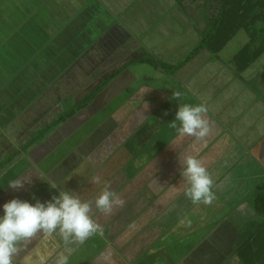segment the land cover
Segmentation results:
<instances>
[{"label":"crops","instance_id":"crops-1","mask_svg":"<svg viewBox=\"0 0 264 264\" xmlns=\"http://www.w3.org/2000/svg\"><path fill=\"white\" fill-rule=\"evenodd\" d=\"M37 3L34 2L35 7L40 5ZM51 3L43 6L56 15L57 11H50ZM18 4L19 1L0 0V23H18L11 37H16L19 26L35 22L38 14L43 16L40 8L27 17L21 16V21L12 19L8 14L10 9L17 11ZM144 17H132L131 29H137L132 23L146 22ZM26 19L29 20L25 22ZM29 29L25 26L21 31L27 34L25 38H34ZM109 33L102 43L95 44L92 52H101L100 59L104 60L102 49H106L112 72L149 53L146 48L133 45L124 32L112 29ZM5 42L1 36L0 50ZM147 45L157 57L170 51L155 48V42ZM226 47L217 56L202 51L171 75L173 82L153 78L141 81L129 69L124 70L89 107L25 151H20L21 147L47 124V116H57L64 95L51 101L48 91L30 104L22 100L19 106L3 111L0 160L19 154L0 167V205L13 198L32 203L33 197L48 201L59 191L67 190L90 204L89 216L102 230L83 242L75 238L65 241L58 229L51 234L38 232L30 241L18 243L13 264H40V255L45 257L44 264H58L62 258L67 264L238 262L234 252L244 230L264 221L259 217L264 214V203L245 201L249 197L255 199L252 195L258 199L264 193V74H247L264 54L239 72L234 62L239 51L223 58ZM127 53L131 56L114 66ZM60 82L57 85L65 84ZM174 92H179L180 98L173 99ZM15 95L19 97L10 93V99ZM11 103L8 101L7 105ZM178 103L203 105L207 109V136L197 139L176 132L171 125ZM175 123L179 127V122ZM188 156L200 160L212 179L215 198L210 204H194L185 195L187 184L179 173ZM93 177H99L100 183H94ZM16 180H22V188L8 186ZM107 188L124 201L110 214L95 205L96 198ZM258 190L261 194L256 193Z\"/></svg>","mask_w":264,"mask_h":264},{"label":"rangeland","instance_id":"rangeland-1","mask_svg":"<svg viewBox=\"0 0 264 264\" xmlns=\"http://www.w3.org/2000/svg\"><path fill=\"white\" fill-rule=\"evenodd\" d=\"M14 1L15 3L19 1V7L15 12L14 8L13 10L10 9L11 13L8 15L12 19H20V17L23 15L27 17L28 13H34V10L39 11L40 8L42 9L40 11L43 12V16L38 14L35 22L25 25L29 26V30L33 31L34 38H25L19 42L16 37H11L17 30L18 23H0V37L2 36V40L8 41L12 39V41L8 44H5L4 47L1 46L3 48L0 50V117L2 118L5 113L3 111L6 109H12V107L14 108L19 106L22 100L25 102L29 101L28 104H30L37 98L36 94L31 93L30 89H28L33 88L32 83H30L28 86H25L24 89H26L27 92L23 94V96L18 92L21 91L19 86H17L19 78H17V76L14 78H12V76L8 77L4 74V71L8 69V65L5 69L4 62L7 64V61L4 59L3 55L6 56V53L13 55V53L18 52L17 49L21 51L18 44L20 42L25 41L26 45L29 43V41L32 42L36 39V44H39L42 42V39L39 38L44 37L48 39L49 35L45 34L46 32H41L42 34H39V30L41 31L43 28L45 29V26H47V31L51 30L50 35L52 32H55V28H57L56 25L58 26V31L56 34L58 38H60V40L57 41L58 45H60L63 40H65V42L66 39H70V41H72L75 37L78 39L83 37L81 44L84 45V43H87V37H90L91 35V37L95 38L94 40H96L98 36H100L105 31V27L111 25L112 29H115L118 32H124V34L129 35V37L132 39V42L134 43L133 45H136L137 47L140 45L142 48H146L149 51V55L155 57L158 60L167 62L168 64H177L182 57V59H184L196 46V44H198L200 37L197 31L203 30L207 20H211L216 17L221 6V0H181L180 6L177 4L176 0H171L172 2L168 0H42L40 3H37L38 0ZM34 2H36L37 5H40L35 7ZM50 2H52L50 11H52V13L57 11L56 15L50 14L48 7L43 6L45 4L48 6ZM46 10L47 13L45 15ZM17 12H19L18 15L16 14ZM144 15L146 22L132 23L134 27L137 28L132 30L131 26H129V22L131 21L132 17H143ZM193 19L195 23L192 22ZM28 20L29 19H26L25 22ZM49 23L52 24L49 26ZM30 26H32V28ZM4 28H8L7 31H3ZM108 30L106 33L110 34ZM1 32H3L2 35ZM29 34L31 35L30 31ZM194 41H196L195 44ZM248 41L249 37L247 33L244 30L239 31L226 47L223 53V58H230L231 55L240 51V49L243 48L248 43ZM148 42H155V48L160 46L161 48L170 49V51H168L169 53L165 52L166 54H164V57H157L155 56V51L153 49L146 47ZM94 44H96V42ZM37 46L40 47L41 45L39 44ZM33 47L35 48L36 46ZM26 50L28 51L30 49ZM46 52L47 51L45 50V53ZM129 52H131V50ZM178 52H181L180 56H176ZM100 53L99 55L97 53L94 54H96V56L100 59ZM130 56V53L121 55L120 59L114 62V66L123 64ZM94 60L95 59L90 58L88 59V62L93 64L92 62H95ZM110 60L111 59H109V61ZM107 63L108 62L106 61V63H104L99 68V71L95 72L94 75L90 73V66L84 65V69L81 68V74H79L81 77H78L79 85H81L80 88L76 87V89H74V87H71L72 82H66L67 84H63L62 86L61 84L54 85V87L49 90L50 94L49 96L47 95V97L51 101L59 100L61 97H56L59 94L60 96L64 95L62 97L63 99L68 96L66 98L67 101H64L62 105H59V113L64 108L66 109L67 107H70L72 103H74L75 99L79 100L85 92L87 93L93 89L99 82L112 73L113 69L109 68L110 66L113 67L112 62L110 61L109 65ZM128 69L137 76V79L141 81L150 80V78H153L155 81L167 80L173 82V77L171 75L166 73L162 74L160 71H158V69L148 64H133L129 66L127 70ZM251 70V72L249 71L247 73L248 75L262 71L261 75L263 76L264 55L257 61L255 65L251 67ZM29 72H31V67H27V69L25 68L22 71V73H25L27 76ZM148 74H151V76L148 77ZM3 75L6 79H10L8 81H3ZM9 81H12L13 83H8ZM74 85L76 86V84ZM65 86L66 91H69L68 93L64 92L63 90ZM10 93H12V96L17 93L19 97L15 95L11 100ZM73 93L77 94L76 98L71 97ZM17 100L19 103L13 102ZM8 101H12V103L7 105ZM52 117L55 116H53L51 113L50 116H47L48 119L44 121V123H48L56 118ZM5 158L6 157L3 158V161ZM258 192L261 194L264 192V190L261 193L260 190H258L256 193ZM262 195L263 196L259 197L258 199L252 195V197L255 199L249 197L245 201L252 202L256 200V202H259L261 205L264 203V193ZM259 217L264 218V214L259 215ZM248 228L250 229L251 227ZM248 228L243 232V239L246 238L249 233ZM234 263L238 264V262Z\"/></svg>","mask_w":264,"mask_h":264},{"label":"trees","instance_id":"trees-1","mask_svg":"<svg viewBox=\"0 0 264 264\" xmlns=\"http://www.w3.org/2000/svg\"><path fill=\"white\" fill-rule=\"evenodd\" d=\"M180 1L181 0H176L179 6L181 4ZM51 24L52 23H49L48 25L50 26ZM25 25L19 26V32L15 34L18 42L24 40L27 35L25 32L21 31L24 29ZM46 27L47 26L41 31L39 30V34L46 32L45 34L49 35L48 39L44 37L39 38L42 39V42L39 43L41 45L40 47L37 46L39 44H36V39L32 42L29 41L26 45L25 41H23L18 43L21 51L17 49L18 53H14V56L7 53L6 56L3 55L4 59L7 61V64L4 62V68L6 69L8 65V69H6L8 71L5 70L4 74L8 77L12 76V78H14L17 76V78H19L17 86H19L21 91L18 92H24L26 90L24 89L25 86H28L32 80L31 83H34L33 85L38 89L33 93L36 94L37 98L42 97L43 94L48 93L54 85H57L56 82L59 81V77L64 73L70 74L73 71L74 73L75 71L80 73L82 70L81 68L84 69V65L90 66L88 59H95V63L92 62L93 64H91L90 67L93 69L92 66L96 67L97 65V67L90 72L93 73L110 58L108 52L105 53L107 50L102 49L105 59H98V57L93 54L92 48H95V42L98 44L103 42L106 31L108 29V31L112 30L111 25L106 26L105 31L98 36L96 40H94L95 38H92L91 35L87 37V43H84V45L81 44L83 37L79 39L75 37L72 41L66 39V42L63 40L62 43L58 45L57 41L60 40L56 35L58 26L56 25L57 28H55V32H52L51 35V30L47 31L48 29L46 30ZM241 30L247 33L249 41L234 57V62L239 72L246 70L264 54V0H221V6L216 17L207 20L203 30L197 31L200 40L183 60L177 64H168L149 54L129 60L99 82L93 89L87 93L85 92L79 100L75 99L70 107L61 110L55 119L37 129L32 137L21 147L20 151H25L42 141L59 125L89 107L98 94L129 66L133 64H148L167 74L174 75L204 50L217 56ZM11 41L12 39L6 41L4 45L1 46L4 47L5 44ZM33 46L36 47L34 48ZM3 47H1V49ZM26 49L30 50L27 51ZM45 50L47 51L46 53ZM90 53L93 55L90 56ZM96 59L99 61H96ZM27 67H31L32 70L28 73V76L22 73ZM3 79V81H8L10 78L6 79L3 75ZM10 82L12 81L8 83ZM71 87H73V85H71ZM68 92L69 91L66 93ZM18 154L19 152L6 156L4 161L0 160V167L14 159ZM234 255L237 257L239 264H264V221L253 226V228L249 230L246 238L237 246Z\"/></svg>","mask_w":264,"mask_h":264},{"label":"clouds","instance_id":"clouds-1","mask_svg":"<svg viewBox=\"0 0 264 264\" xmlns=\"http://www.w3.org/2000/svg\"><path fill=\"white\" fill-rule=\"evenodd\" d=\"M180 95L179 92L172 93L173 99L180 98ZM206 111L203 105L178 103L171 126L181 136L202 139L209 133V122L204 116ZM176 121L179 122V127ZM181 166L179 175L187 184L185 195L194 204H210L215 198L213 182L201 161L188 156ZM93 182L100 183V178L93 177ZM8 186L19 189L23 187V182L10 181ZM33 199L34 203L13 198L0 205V264H13L12 258L19 251L18 243L30 241L38 232L51 234L58 229L65 241L75 238L83 242L90 235L102 231L89 216L90 204L71 191H59L58 195L52 196L48 201ZM95 205L99 211L110 214L114 207L123 206L124 201L107 188L96 198ZM39 260L40 264H44L45 257L40 255ZM58 264H67V260L62 258Z\"/></svg>","mask_w":264,"mask_h":264},{"label":"flooded vegetation","instance_id":"flooded-vegetation-1","mask_svg":"<svg viewBox=\"0 0 264 264\" xmlns=\"http://www.w3.org/2000/svg\"><path fill=\"white\" fill-rule=\"evenodd\" d=\"M32 71V70H31ZM97 71H99L98 69L97 70H95L92 74L94 75V73L95 72H97ZM79 74H81V72L79 73V72H76L75 71V73H74V71L72 72V73H64L63 75H61L60 77H59V83H61L60 81H64V83L65 84H67L68 82H72L71 83V85H73V87H74V84H76V86H75V88L74 89H76V87H79L80 88V86L81 85H79V81H78V77L80 76L81 77V75H79ZM89 76V75H88ZM32 79V78H31ZM31 82H32V80H31ZM30 82V83H31ZM67 82V83H66ZM30 89V91H31V93H35L36 92V90H38V89H36V87L35 86H33V88H32V90H31V88H29ZM33 89H35V90H33ZM63 90H66L65 88L63 89ZM79 91H82V90H79ZM27 92V90H25L24 92H21V94H22V96H23V94H25ZM67 92V91H66ZM60 93H61V91H60ZM76 93V92H75ZM81 94V93H80ZM76 96H77V94H72V96L71 97H75L76 98ZM68 96H66L65 97V101H66V98H67Z\"/></svg>","mask_w":264,"mask_h":264}]
</instances>
